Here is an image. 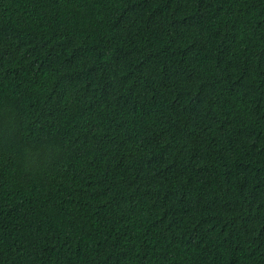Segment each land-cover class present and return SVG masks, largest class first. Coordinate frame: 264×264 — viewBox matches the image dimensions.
Here are the masks:
<instances>
[{
	"label": "trees",
	"instance_id": "1",
	"mask_svg": "<svg viewBox=\"0 0 264 264\" xmlns=\"http://www.w3.org/2000/svg\"><path fill=\"white\" fill-rule=\"evenodd\" d=\"M0 264H264V0H0Z\"/></svg>",
	"mask_w": 264,
	"mask_h": 264
}]
</instances>
